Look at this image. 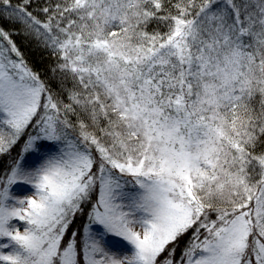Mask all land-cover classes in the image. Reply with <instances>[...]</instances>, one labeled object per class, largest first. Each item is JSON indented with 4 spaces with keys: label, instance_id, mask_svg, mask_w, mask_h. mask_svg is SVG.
<instances>
[{
    "label": "snow or ice",
    "instance_id": "snow-or-ice-1",
    "mask_svg": "<svg viewBox=\"0 0 264 264\" xmlns=\"http://www.w3.org/2000/svg\"><path fill=\"white\" fill-rule=\"evenodd\" d=\"M5 156L0 264H264V0H0Z\"/></svg>",
    "mask_w": 264,
    "mask_h": 264
},
{
    "label": "trees",
    "instance_id": "trees-1",
    "mask_svg": "<svg viewBox=\"0 0 264 264\" xmlns=\"http://www.w3.org/2000/svg\"><path fill=\"white\" fill-rule=\"evenodd\" d=\"M4 27L8 28V27H20V26L9 25L5 23ZM156 27L157 26L154 23L149 24L148 31H152ZM14 39L16 40L17 44L20 46L30 66L33 67L36 71H38L42 77H44L47 74L49 67L53 65V57L48 52L41 51L40 48L36 47L35 41L32 39H26L23 36H16L14 37ZM67 83L70 86V81Z\"/></svg>",
    "mask_w": 264,
    "mask_h": 264
},
{
    "label": "rangeland",
    "instance_id": "rangeland-1",
    "mask_svg": "<svg viewBox=\"0 0 264 264\" xmlns=\"http://www.w3.org/2000/svg\"><path fill=\"white\" fill-rule=\"evenodd\" d=\"M13 155H15V152H13ZM10 163H11V159L9 157H6V156L0 157V168L7 167ZM185 239H187V238H185ZM181 246H183V241L181 242Z\"/></svg>",
    "mask_w": 264,
    "mask_h": 264
}]
</instances>
